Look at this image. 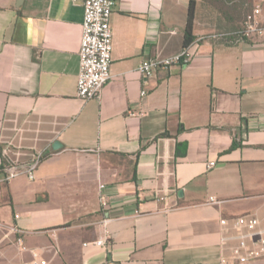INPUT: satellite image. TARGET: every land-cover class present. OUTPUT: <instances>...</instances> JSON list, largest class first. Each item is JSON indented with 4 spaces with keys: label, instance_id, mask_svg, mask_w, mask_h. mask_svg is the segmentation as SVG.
<instances>
[{
    "label": "crops",
    "instance_id": "crops-1",
    "mask_svg": "<svg viewBox=\"0 0 264 264\" xmlns=\"http://www.w3.org/2000/svg\"><path fill=\"white\" fill-rule=\"evenodd\" d=\"M190 2L116 0L112 78L83 101V5L0 0V264H220L245 231L222 219L264 228V37L205 35L197 2L192 60L138 73L185 48ZM5 150L41 154L35 179L5 181Z\"/></svg>",
    "mask_w": 264,
    "mask_h": 264
},
{
    "label": "built area",
    "instance_id": "built-area-1",
    "mask_svg": "<svg viewBox=\"0 0 264 264\" xmlns=\"http://www.w3.org/2000/svg\"><path fill=\"white\" fill-rule=\"evenodd\" d=\"M81 3L84 8V20L82 23V39L79 49L80 72L78 79L77 96L83 101H90L100 96L105 85L111 80L112 54L114 50V31L111 24L116 0H73ZM263 14L260 8H255L246 18L242 28L234 32L222 33L215 37L220 39L245 40L252 37H264ZM195 53L191 48L185 47L179 54L169 58H143L138 69L139 75L145 80H150L161 69H170L175 65L189 63ZM147 91L143 90L141 96L145 97ZM7 156L8 151H4ZM42 160L38 155L30 162H17L7 156V164L4 166L5 181L25 176L30 180L35 179V171ZM211 162L208 168H213ZM100 201L103 208L108 207V200L104 193V185L100 186ZM211 204H219V201L211 198ZM1 209V205H0ZM17 218H19L17 216ZM232 229L245 230L231 239L237 242L233 249V258L230 260L222 256L220 264H247L264 254V228L260 227L259 219L254 215H244L234 219H222L221 225ZM229 239L222 237L223 244ZM108 238L99 239L92 243L84 244L85 247H107ZM36 264H46L42 261Z\"/></svg>",
    "mask_w": 264,
    "mask_h": 264
},
{
    "label": "rangeland",
    "instance_id": "rangeland-1",
    "mask_svg": "<svg viewBox=\"0 0 264 264\" xmlns=\"http://www.w3.org/2000/svg\"><path fill=\"white\" fill-rule=\"evenodd\" d=\"M241 1L245 4L243 14H239L228 0H197L201 31L206 33L205 35H215L239 27L255 8L261 9L264 23V0Z\"/></svg>",
    "mask_w": 264,
    "mask_h": 264
},
{
    "label": "trees",
    "instance_id": "trees-1",
    "mask_svg": "<svg viewBox=\"0 0 264 264\" xmlns=\"http://www.w3.org/2000/svg\"><path fill=\"white\" fill-rule=\"evenodd\" d=\"M228 1H229V3L234 5L235 10L239 14H243L245 4L242 3L241 0H239V2H238V0H228ZM196 10H197V0H191L190 6H189V11H188L187 24H186V28H185L184 47L190 46L195 40L194 24H195V19H196Z\"/></svg>",
    "mask_w": 264,
    "mask_h": 264
},
{
    "label": "water",
    "instance_id": "water-1",
    "mask_svg": "<svg viewBox=\"0 0 264 264\" xmlns=\"http://www.w3.org/2000/svg\"><path fill=\"white\" fill-rule=\"evenodd\" d=\"M54 148H55V149H58V148H59V143H58V142H56V143L54 144Z\"/></svg>",
    "mask_w": 264,
    "mask_h": 264
}]
</instances>
